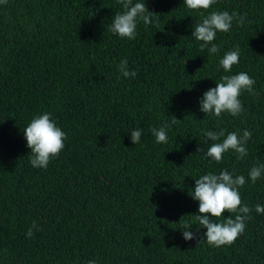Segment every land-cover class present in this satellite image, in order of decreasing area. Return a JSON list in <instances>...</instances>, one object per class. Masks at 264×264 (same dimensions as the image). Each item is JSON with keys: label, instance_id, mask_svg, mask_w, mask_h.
<instances>
[{"label": "trees", "instance_id": "1", "mask_svg": "<svg viewBox=\"0 0 264 264\" xmlns=\"http://www.w3.org/2000/svg\"><path fill=\"white\" fill-rule=\"evenodd\" d=\"M145 4L153 23L138 20L127 39L109 30L124 10L118 0L0 3V264H264V213L255 211L264 175L254 184L248 176L264 164V0H217L207 11L184 0ZM211 11L247 13L251 22L217 32L219 52L209 55L192 31ZM236 46L239 63L225 72L219 61ZM124 59L134 78L118 70ZM239 72L259 95L243 91L235 117L202 112L204 92ZM43 112L66 133L65 147L33 168L23 130ZM164 124L168 141L157 143L150 129ZM221 129L225 137L250 130L248 155L206 158V131ZM224 169L245 176L239 191L252 211L231 246L214 247L191 193L200 176ZM33 221L39 230L28 238ZM185 221L193 240L182 236Z\"/></svg>", "mask_w": 264, "mask_h": 264}, {"label": "clouds", "instance_id": "2", "mask_svg": "<svg viewBox=\"0 0 264 264\" xmlns=\"http://www.w3.org/2000/svg\"><path fill=\"white\" fill-rule=\"evenodd\" d=\"M7 0H0V3H6ZM217 0H184V4L190 10H209ZM123 6V12H117L114 15L110 25V31L118 35L120 38L135 39L137 32V21L142 20L145 25L153 23V16L156 13L150 12L146 8L145 0L143 2L133 3V0H118ZM247 13L240 14L238 12L228 11H211L208 15L202 14V19L195 23L192 31V37L197 41H201V51L207 49L209 55L219 52V46L213 41L217 32L230 31L233 22L237 26H243L247 21ZM210 46V47H209ZM240 49L236 46L234 50L226 52L219 61V66L225 72H231L233 65L239 63ZM187 62V61H186ZM204 66V65H203ZM118 70L124 77H135L136 72L128 70V62L126 59L121 60ZM255 80L246 72H239L234 75H224L220 78V82L216 83V87L210 88L204 92L200 100V110L205 114H214L220 117L223 112H228L232 116H238L243 112V106L240 96L243 91H247L250 95L257 96L259 93L255 90ZM177 120L174 116L172 123ZM169 125L164 124L158 128H151L150 131L155 137L157 143H167ZM27 147L30 149V163L33 168H46L50 160L57 157L64 149V141L66 133L57 126L52 118V113L43 112L34 116L23 130ZM131 142L137 144L140 142L142 129L135 128L131 130ZM205 136L208 140L213 141L205 153L206 158H211L220 163L224 154L229 150L237 153V159H242L248 155L246 144L252 136L250 130H243L242 135L233 131L226 135L221 129L219 132L206 131ZM221 137H225L222 142ZM197 151L202 152L203 149ZM264 175V164L258 163L253 166L248 176L254 184ZM247 183L244 175H234L227 169L215 174L209 172L200 176L195 180L194 191L191 196L199 202V214L195 215L200 227L206 229L203 237L206 238L210 246L221 247L231 246L236 239L244 232L246 223L250 219L249 215L252 211L247 205L242 204L239 189ZM256 213H264V205H255ZM225 213L235 214V218L228 216L226 219H220ZM211 217L217 218L219 222H214ZM193 224L185 221L183 223L182 236L186 241L196 238V234L190 231ZM33 229H37L35 221L29 228L26 236H33ZM88 264H96L95 260L88 261Z\"/></svg>", "mask_w": 264, "mask_h": 264}]
</instances>
